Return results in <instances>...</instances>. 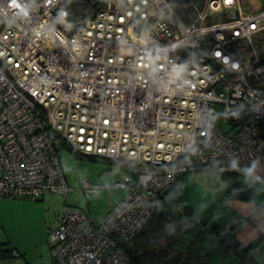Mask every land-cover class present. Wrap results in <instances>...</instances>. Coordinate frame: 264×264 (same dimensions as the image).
I'll use <instances>...</instances> for the list:
<instances>
[{
	"label": "built area",
	"instance_id": "1",
	"mask_svg": "<svg viewBox=\"0 0 264 264\" xmlns=\"http://www.w3.org/2000/svg\"><path fill=\"white\" fill-rule=\"evenodd\" d=\"M228 125L227 130L222 126ZM127 166L93 221L64 203L52 264H138L156 195L196 170L264 162V7L239 0H0V197L65 200L60 158Z\"/></svg>",
	"mask_w": 264,
	"mask_h": 264
},
{
	"label": "rangeland",
	"instance_id": "2",
	"mask_svg": "<svg viewBox=\"0 0 264 264\" xmlns=\"http://www.w3.org/2000/svg\"><path fill=\"white\" fill-rule=\"evenodd\" d=\"M239 1L246 10L264 6V0ZM228 128V125L222 126L223 130ZM60 158L71 187L65 200L62 196L49 192L39 201L0 197V245L6 243L16 253V256H11L8 252L5 258H0V264H52L47 235L50 229L56 227L64 203L80 207L94 221H100L105 211L124 195L123 189L102 187L97 194L86 197L80 190V182L89 180L107 186L115 181H123L131 174L127 166L109 163L103 159L80 157L68 150H61ZM231 178L232 175L223 178L218 171L205 169L183 175L177 181L182 204L190 208L202 222L217 224L230 219L235 211L229 202L231 199L228 196L223 201L220 197ZM179 228L176 237L168 243L156 245L154 249L171 255L173 252H185L191 245H200L199 240L203 235L198 225L183 216ZM228 255L231 256L230 253ZM232 258H224V263H220L221 260L217 257L216 261L218 264H236L237 259L234 256ZM259 261L264 262V256Z\"/></svg>",
	"mask_w": 264,
	"mask_h": 264
},
{
	"label": "trees",
	"instance_id": "3",
	"mask_svg": "<svg viewBox=\"0 0 264 264\" xmlns=\"http://www.w3.org/2000/svg\"><path fill=\"white\" fill-rule=\"evenodd\" d=\"M104 161L119 164L108 160ZM218 172L222 176L237 174L229 171ZM179 192V189L176 190L170 188L165 192L156 195V207L146 224L127 244L124 245L126 249L132 248L139 259L138 264H207L200 256L194 255L190 252H173L170 255L166 252H157L154 249L156 245L163 242L168 243L177 236L180 231L179 222L183 216L188 218L192 223L198 225L201 232L214 237L220 248L231 253L238 259V264H257L254 260L255 244H242L236 240L233 234L234 225L236 224L235 219L217 224L202 222L198 220L190 208L182 204ZM39 200L40 199H37V201ZM14 251L15 250L10 248L6 243L1 244L0 258H5L8 252L11 256H16Z\"/></svg>",
	"mask_w": 264,
	"mask_h": 264
},
{
	"label": "crops",
	"instance_id": "4",
	"mask_svg": "<svg viewBox=\"0 0 264 264\" xmlns=\"http://www.w3.org/2000/svg\"><path fill=\"white\" fill-rule=\"evenodd\" d=\"M230 175H232V178L223 188L220 198H222L221 200L224 201L229 196L231 199L229 200V202L231 203V206L235 209V211L232 213V215H230L233 217L225 221L235 219L236 224L234 225L233 234L236 240L245 245L254 243V260L257 264H263L264 262L260 263L259 260H262L264 256V162L257 166L254 175ZM222 177L224 178V176ZM241 186L247 188L249 194L252 195V198L235 197L230 195L231 192H235L234 188ZM236 193L243 196L237 191ZM91 220L93 219L91 218ZM238 224H240V227L236 228ZM199 231L201 235H203L199 240L201 241L200 245H197L195 247L191 245V247H189V249H187V251L185 252H190L194 255L200 256L207 264H218L216 261L217 257L220 258V263H224V258L233 259L232 257L234 255L232 256V254L230 253L231 256H229V252H226L222 248H220V246L216 243L214 237L204 234L203 232H201V230ZM236 261V264H238V259Z\"/></svg>",
	"mask_w": 264,
	"mask_h": 264
},
{
	"label": "water",
	"instance_id": "5",
	"mask_svg": "<svg viewBox=\"0 0 264 264\" xmlns=\"http://www.w3.org/2000/svg\"><path fill=\"white\" fill-rule=\"evenodd\" d=\"M102 177L104 178L105 177V172L102 174ZM234 191L235 192H231L230 195L231 196H235V197H244V198H252V195L249 194L247 188H245L244 186H241V187H237V188H234ZM239 192L241 193L243 196L239 195L238 193ZM240 227V224H238L236 226V228H239ZM128 253L130 255V257L135 261V262H138L139 259L137 258L136 254L134 253V251L132 250V248H128Z\"/></svg>",
	"mask_w": 264,
	"mask_h": 264
},
{
	"label": "snow or ice",
	"instance_id": "6",
	"mask_svg": "<svg viewBox=\"0 0 264 264\" xmlns=\"http://www.w3.org/2000/svg\"><path fill=\"white\" fill-rule=\"evenodd\" d=\"M226 2H227V3H231V2H232V0H226Z\"/></svg>",
	"mask_w": 264,
	"mask_h": 264
}]
</instances>
